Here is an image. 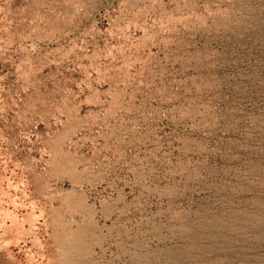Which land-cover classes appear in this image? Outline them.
I'll list each match as a JSON object with an SVG mask.
<instances>
[{"label":"rangeland","instance_id":"obj_1","mask_svg":"<svg viewBox=\"0 0 264 264\" xmlns=\"http://www.w3.org/2000/svg\"><path fill=\"white\" fill-rule=\"evenodd\" d=\"M0 264H264V0H0Z\"/></svg>","mask_w":264,"mask_h":264}]
</instances>
